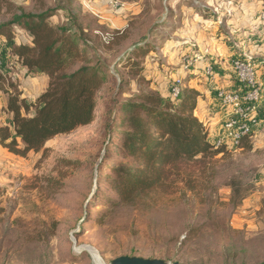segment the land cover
<instances>
[{"label": "rangeland", "instance_id": "obj_1", "mask_svg": "<svg viewBox=\"0 0 264 264\" xmlns=\"http://www.w3.org/2000/svg\"><path fill=\"white\" fill-rule=\"evenodd\" d=\"M107 1L43 0L46 8L63 9L53 22L69 26V17L76 18L95 50L90 57H100L109 72L90 125L54 137L38 153L0 157V264H115L123 257L162 264L263 263L264 131L249 139L247 150L219 156L207 167L181 165L163 187L131 203L111 201H118L112 168L136 167L121 147L129 127L114 126L122 104L162 98L164 84L170 91L174 79H185L187 62L205 49L242 58L234 38L250 31L248 23L258 20L264 3L117 0L122 8L114 12ZM14 4L39 12L34 1ZM12 16L2 13L0 24ZM15 28L13 38L22 37ZM6 44L10 49L5 41L2 55ZM233 191L243 197L237 206Z\"/></svg>", "mask_w": 264, "mask_h": 264}, {"label": "trees", "instance_id": "obj_2", "mask_svg": "<svg viewBox=\"0 0 264 264\" xmlns=\"http://www.w3.org/2000/svg\"><path fill=\"white\" fill-rule=\"evenodd\" d=\"M14 1L0 0V15L13 12L9 22L0 24V37L6 38L12 55L29 73L48 79L44 92L27 102L13 83L4 89L5 76L0 75V90L7 96L5 113L11 116L0 126V147L14 156L26 157L43 150L54 137L94 121L98 92L109 69L100 57H90L95 50L89 47L86 31L77 26L75 17H69V26L55 23L52 18L62 8H46L43 0H30L37 3L39 12L27 13ZM13 26L26 31L31 43L14 45ZM198 95L184 88L178 102L148 95L122 104L114 126L129 127L127 133H121V147L136 167L112 168L117 176L114 191L118 199L111 201L112 206L131 203L163 187L170 173L181 165L192 162L207 167L219 156L250 148V136H243L232 149L208 140V129L194 116ZM242 198L235 193L231 201L237 206Z\"/></svg>", "mask_w": 264, "mask_h": 264}, {"label": "crops", "instance_id": "obj_3", "mask_svg": "<svg viewBox=\"0 0 264 264\" xmlns=\"http://www.w3.org/2000/svg\"><path fill=\"white\" fill-rule=\"evenodd\" d=\"M258 12V9L256 10ZM255 14V13H254ZM248 21V20H247ZM245 21L246 23H248ZM252 28L248 33L242 36H236L234 41L238 44L239 52L242 57L249 55L255 59L257 64V78L263 88V102L261 104L264 109V66L261 64L264 61V24L258 20L249 22ZM245 24V26H248ZM21 31H19V30ZM15 32H22V37L13 38V43L16 46L28 45L31 43V38L26 31L20 27L15 28ZM4 38V37H3ZM5 39V38H4ZM7 42V41H6ZM6 52L2 55L3 65L0 68V75L5 76L4 89H7L8 83H13L21 92L22 98L27 102H33L46 89L48 79L44 75L29 73L21 64V62L12 55L9 47L6 44ZM206 61L213 65L215 79H209L201 73V65H195V70H188L184 77V88L196 91L199 95L196 98V109L194 116L203 126L208 129V140L213 142L216 136L220 133V122L225 119V111L217 100V91L224 89H237L235 73L231 67V56L235 53L232 51L226 54H217L212 50L205 49L203 52ZM228 56V58H227ZM7 85V86H6ZM169 88L164 84L161 89V97L169 99ZM7 96L0 90V126L4 125L11 119V116L5 113ZM10 154L0 147V157L8 158Z\"/></svg>", "mask_w": 264, "mask_h": 264}, {"label": "built area", "instance_id": "obj_4", "mask_svg": "<svg viewBox=\"0 0 264 264\" xmlns=\"http://www.w3.org/2000/svg\"><path fill=\"white\" fill-rule=\"evenodd\" d=\"M92 3L94 0H83ZM107 5L114 12L121 10L122 5L117 0H108ZM258 21L264 24V9L259 14ZM5 41L0 37V68L3 65L2 54ZM3 44V45H2ZM6 46V45H5ZM193 63V64H192ZM204 66L201 73L214 80L215 73L213 66L206 61L204 55H197L191 62H187L185 69L195 65ZM257 64L255 59L249 55H244L240 59L231 62V67L235 73L239 87L237 89L221 88L217 91V100L225 111V119L220 122V133L213 142L216 146H224L226 149L235 148L243 136L253 137L264 131V109L263 88L257 78ZM264 66V61L261 63ZM185 70V71H186ZM184 79L176 78L170 85L169 95L172 101L178 102L184 89Z\"/></svg>", "mask_w": 264, "mask_h": 264}, {"label": "water", "instance_id": "obj_5", "mask_svg": "<svg viewBox=\"0 0 264 264\" xmlns=\"http://www.w3.org/2000/svg\"><path fill=\"white\" fill-rule=\"evenodd\" d=\"M115 264H162V263H155V262H149L142 259H129L126 257L119 258L115 261Z\"/></svg>", "mask_w": 264, "mask_h": 264}, {"label": "bare ground", "instance_id": "obj_6", "mask_svg": "<svg viewBox=\"0 0 264 264\" xmlns=\"http://www.w3.org/2000/svg\"><path fill=\"white\" fill-rule=\"evenodd\" d=\"M94 256V255H93Z\"/></svg>", "mask_w": 264, "mask_h": 264}]
</instances>
